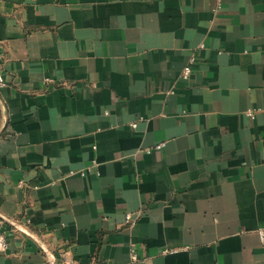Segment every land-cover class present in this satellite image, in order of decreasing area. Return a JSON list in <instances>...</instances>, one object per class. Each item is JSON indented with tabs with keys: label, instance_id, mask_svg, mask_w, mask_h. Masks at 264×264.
<instances>
[{
	"label": "crops",
	"instance_id": "1",
	"mask_svg": "<svg viewBox=\"0 0 264 264\" xmlns=\"http://www.w3.org/2000/svg\"><path fill=\"white\" fill-rule=\"evenodd\" d=\"M0 68V264H264V0H0Z\"/></svg>",
	"mask_w": 264,
	"mask_h": 264
},
{
	"label": "built area",
	"instance_id": "2",
	"mask_svg": "<svg viewBox=\"0 0 264 264\" xmlns=\"http://www.w3.org/2000/svg\"><path fill=\"white\" fill-rule=\"evenodd\" d=\"M190 73V67L187 66L186 68H184V76L187 77L188 74ZM5 84L4 81V76L2 73V70L0 68V86H3ZM133 126L136 125V122L132 123ZM164 145L163 142L156 144L154 147L155 148H161ZM152 148H146V151H151ZM97 162L96 160H92L90 163V166H94L96 165ZM89 166L85 169L82 170L81 173L85 174L86 170H88ZM126 221L133 223L135 221V219L137 218V214H132V213H127L125 215ZM5 219L0 218V255L3 254L7 247H8V239H7V235H6V230H5ZM258 237L260 239V241L262 243H264V224L260 225L257 230H256ZM136 258V254L132 253V259ZM91 264H121L115 261H111V260H106V261H95Z\"/></svg>",
	"mask_w": 264,
	"mask_h": 264
}]
</instances>
